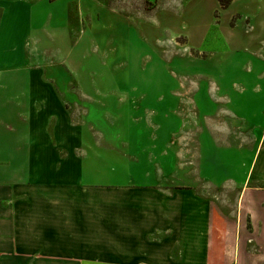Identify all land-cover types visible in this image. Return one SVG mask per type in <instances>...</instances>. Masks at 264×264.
I'll use <instances>...</instances> for the list:
<instances>
[{
    "label": "crops",
    "instance_id": "0c3cea01",
    "mask_svg": "<svg viewBox=\"0 0 264 264\" xmlns=\"http://www.w3.org/2000/svg\"><path fill=\"white\" fill-rule=\"evenodd\" d=\"M54 2L0 0V264H264V108L260 118L250 116L253 105L221 117L214 136L215 118L188 131L198 157L171 165L174 181L156 166L118 161L116 150L85 157L81 128L69 157L63 130L51 125L62 116L48 105L63 111L96 93L46 79L37 61L49 52L46 22L61 17ZM24 57L32 62L20 66ZM117 168L128 169L126 179L106 184Z\"/></svg>",
    "mask_w": 264,
    "mask_h": 264
},
{
    "label": "rangeland",
    "instance_id": "374dc122",
    "mask_svg": "<svg viewBox=\"0 0 264 264\" xmlns=\"http://www.w3.org/2000/svg\"><path fill=\"white\" fill-rule=\"evenodd\" d=\"M229 1L236 2L223 8L219 0H55L52 9L61 17L46 22L49 52L37 61L44 63L46 79L76 83L87 91L89 85L96 93L95 101L78 97L80 105L68 100L63 111L56 102L48 105L62 116L52 119L51 125L63 130L69 157L77 152L76 132L81 128L87 135L78 153L85 157L112 149L118 161L139 160L141 165L156 166L159 176L171 174V165L178 171L179 160H197L196 136L188 131L204 129L215 118L209 130L214 136L220 129L218 119L247 115L251 105L250 116L259 113L260 118L264 4ZM238 9L243 11L236 14ZM28 61L32 62L20 58L18 64ZM236 102H241V109ZM262 130L260 125L257 132ZM173 133L184 135L183 145L175 151ZM109 138L116 149L107 145ZM234 160L249 164L239 154ZM120 170L102 180L124 181L123 170L128 169ZM165 180L174 181L173 174Z\"/></svg>",
    "mask_w": 264,
    "mask_h": 264
},
{
    "label": "trees",
    "instance_id": "16d2710c",
    "mask_svg": "<svg viewBox=\"0 0 264 264\" xmlns=\"http://www.w3.org/2000/svg\"><path fill=\"white\" fill-rule=\"evenodd\" d=\"M221 6L226 8L231 2L229 0H219Z\"/></svg>",
    "mask_w": 264,
    "mask_h": 264
}]
</instances>
